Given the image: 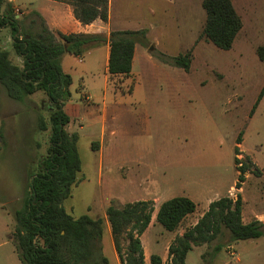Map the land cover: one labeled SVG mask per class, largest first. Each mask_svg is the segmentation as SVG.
<instances>
[{
    "label": "rangeland",
    "instance_id": "1",
    "mask_svg": "<svg viewBox=\"0 0 264 264\" xmlns=\"http://www.w3.org/2000/svg\"><path fill=\"white\" fill-rule=\"evenodd\" d=\"M10 2L4 0L1 11ZM232 2L243 27L233 46L221 49L203 36V0H109L113 30H146L145 38L136 43L132 75H109L105 46L86 53L83 61L69 57L62 65L71 72L64 111L79 135L81 159L77 182L63 206L75 217L103 218L102 247L109 264H122L106 215L111 204L156 202L141 236L148 264L154 254L169 264V244L199 220L213 200L241 193L247 221L264 214V96L252 113L264 87V61L257 54L264 45V0ZM13 3L25 26L39 31V17L46 22L39 10L45 0ZM5 29L0 38H12L11 28ZM188 51V71L167 60ZM106 80L107 103L115 105L109 109L110 130L102 142L97 120ZM84 90L96 93L94 99ZM53 111L43 89L17 102L0 87V264H23L12 239L14 213L22 206L30 173L49 147L48 131L39 129L38 117L49 118ZM236 157L242 163L249 160L251 167L240 190L235 187ZM177 196L189 197L197 206L170 231L159 223L157 212L164 201ZM230 236L224 229L211 243L193 247L186 264H209L214 252L218 254L210 264H264V239L232 242ZM218 244L224 249L214 251Z\"/></svg>",
    "mask_w": 264,
    "mask_h": 264
},
{
    "label": "trees",
    "instance_id": "2",
    "mask_svg": "<svg viewBox=\"0 0 264 264\" xmlns=\"http://www.w3.org/2000/svg\"><path fill=\"white\" fill-rule=\"evenodd\" d=\"M3 1L0 0V33L5 27L11 28L13 50L22 62L16 63L10 50L0 45V87L17 102H24L43 89L54 107L49 118L42 114L38 117L39 129L48 131L49 147L41 156L38 168L30 173L22 206L14 213L12 239L19 258L23 264H109L102 247L103 218H93L88 214L75 217L63 206L77 182L81 159L77 146L79 135L66 129L71 119L64 111V104L70 98L72 77L61 64L65 53L82 56L87 44L100 43L106 38L102 34L84 32L56 34L39 15L40 30L34 33L25 26L23 18L16 16L11 2L1 11ZM61 1L72 5L76 18L83 24L92 23L97 18L109 21V0ZM203 7L207 14L203 36L221 49H230L243 27L232 0H203ZM145 35V29L111 30L110 75L131 74L136 43ZM257 54L264 61V45L257 48ZM167 60L188 71L192 52L168 57ZM263 96L264 87L252 113ZM241 142L242 132L237 140L238 144ZM236 154H240L239 146ZM235 160L239 170L235 187L240 190L251 167L249 160L243 163L238 157ZM256 172L260 173L259 170ZM243 204L241 193L235 198L227 195L213 200L197 223L170 243L169 264H186L187 255L194 246L211 243L224 229L229 230L231 241L264 236L263 221H243ZM196 206L189 197H173L161 204L157 220L167 230L174 231L187 215L196 210ZM154 211L153 200H136L122 207L113 204L107 207L114 246L122 264H148L141 236L149 227ZM222 248L223 245L218 244L214 251ZM150 264H163V259L154 254Z\"/></svg>",
    "mask_w": 264,
    "mask_h": 264
},
{
    "label": "crops",
    "instance_id": "3",
    "mask_svg": "<svg viewBox=\"0 0 264 264\" xmlns=\"http://www.w3.org/2000/svg\"><path fill=\"white\" fill-rule=\"evenodd\" d=\"M10 1L14 5V7L18 6V5L13 3L14 0H10ZM39 10H40L41 14L44 17H46L45 19H46V24L48 25V27L56 34H58V33L69 34V33H79V32L102 34L106 39L104 41L100 42V43L99 42H92L90 44H87L85 46V49H84V52H83L82 56H84L88 52H92V51L100 48V46H105L106 47L107 64H108L109 53H110L109 36H110L111 30L114 29V26L112 25V17L110 15V13H109V21L108 22H104L100 18H97L92 23L83 24L79 19L76 18L72 5L67 3V2L61 1V0H45V5L41 6L39 8ZM26 12L30 13V10H27ZM28 20H30V19H28ZM5 28L1 31L0 35L2 33H4V30H6ZM11 39H12L11 37L6 38L4 40L0 38V45L6 46V48L8 50L11 49L10 53H11L12 57L16 58L17 60H21V58L19 56H17L15 54L14 50H13V45H12V40ZM82 56H76V55L71 54V53H65L63 55V57H62L61 64L63 65V67H65L66 60L69 59V57H72V59H74V61H83ZM135 59H136V48H135V54H134V59H133V68H132L131 75L134 72ZM21 62H22V60H21ZM107 68H108V65H107ZM65 72L68 73V74L71 73V72H67L66 70H65ZM106 83H107V86H106L105 92L103 94V103L101 104V110H100L101 111V116H100L99 120H97V122H99L101 124L100 138H101L102 142L105 140V137H106V135L108 134V132L110 130L108 125H107V121H108V117L107 116H108V113H109V109H110L111 106L115 105V104H108L107 103V99L109 98V95H108V93H109L108 91L109 90H107L109 88L108 80H106ZM84 91H86V90H84ZM86 92L88 93L89 96H91L94 99V96L96 95V93H92L90 91H86ZM72 125L73 124L70 121V123L66 127V129L69 132H75V131H73L74 129H73ZM79 128H80V130H84L85 125L80 124ZM111 134H114V130H111ZM98 150L101 153V158H102L101 160H103L104 149H103L102 145H101V147ZM154 203H156V202H154ZM206 210L207 209H205V211ZM242 217H243V221L245 223L251 222L254 219H259V220L264 222V214H260L259 216H254L253 218H251L250 221H247L245 219L243 213H242ZM197 221L198 220L194 221L190 225L192 226V225L196 224ZM184 231L180 232L179 234H182ZM258 239H264V236H262L260 238H257V239H248V240L252 241V240H258ZM248 240H245V241H248ZM232 242H234V241H232ZM195 247H197V246H194V248ZM224 247L225 246H223L222 250L224 249ZM214 254H216V253H213V255H211L213 257V259L216 258V256ZM212 257L210 259V263H212ZM238 260H240V258H238Z\"/></svg>",
    "mask_w": 264,
    "mask_h": 264
},
{
    "label": "water",
    "instance_id": "4",
    "mask_svg": "<svg viewBox=\"0 0 264 264\" xmlns=\"http://www.w3.org/2000/svg\"><path fill=\"white\" fill-rule=\"evenodd\" d=\"M151 49H153V47Z\"/></svg>",
    "mask_w": 264,
    "mask_h": 264
}]
</instances>
